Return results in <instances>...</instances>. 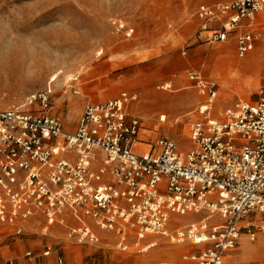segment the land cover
Instances as JSON below:
<instances>
[{
	"label": "built area",
	"instance_id": "built-area-1",
	"mask_svg": "<svg viewBox=\"0 0 264 264\" xmlns=\"http://www.w3.org/2000/svg\"><path fill=\"white\" fill-rule=\"evenodd\" d=\"M263 9L264 0L198 4L197 39L226 42L236 33L243 59L254 35L238 30L252 28ZM110 22L117 34L133 32L121 19ZM187 77L201 98L187 123V148L166 135L148 140L143 121L126 112L135 94L86 105L73 131L50 112L49 90L27 96L23 108H0V264H18L3 248L25 235L42 238L39 254L29 249L23 259L54 256L55 264H64L50 239L57 234L76 246L113 240L137 253L157 246L147 241L152 236L202 246L161 264H228L242 238L263 237L264 86L254 101L239 100L216 118V83L196 70ZM75 81L66 85L73 94ZM156 89L168 91L171 82ZM193 215L201 217L179 224Z\"/></svg>",
	"mask_w": 264,
	"mask_h": 264
},
{
	"label": "rangeland",
	"instance_id": "rangeland-1",
	"mask_svg": "<svg viewBox=\"0 0 264 264\" xmlns=\"http://www.w3.org/2000/svg\"><path fill=\"white\" fill-rule=\"evenodd\" d=\"M173 1L0 0V108H23L27 96L49 90L50 112L73 131L86 105L123 92L135 94L136 100L128 104L126 112L143 121L148 140L166 135L187 148V123L201 102L188 72L200 71L206 80L216 83L212 109L216 118L239 100L254 101L264 86V9L254 17L252 28L238 30H251L254 35L252 50L239 59L236 33L226 42L199 41V25L193 17L199 2L188 0L182 11L174 12L170 10ZM111 19L123 20L133 29L132 34L125 37L115 33ZM9 49L19 52L1 65V56ZM99 51L102 54L97 55ZM18 57L21 60L14 64ZM55 74L57 78L51 82ZM68 75L76 79V94L66 86ZM165 82H171L170 90L156 89ZM200 217L187 216L179 224ZM263 237L256 242L242 238L239 246L227 253L226 262L264 264V248L242 249V245L257 246ZM41 238L39 234L22 236L3 251L15 256L18 264H55L54 256L36 262L23 259L29 249L39 254ZM50 239L64 264L170 263L202 247L172 245L152 236L147 241L156 240L157 246L137 253L132 247L116 249L113 240L91 247L73 245L63 234L51 235Z\"/></svg>",
	"mask_w": 264,
	"mask_h": 264
},
{
	"label": "bare ground",
	"instance_id": "bare-ground-1",
	"mask_svg": "<svg viewBox=\"0 0 264 264\" xmlns=\"http://www.w3.org/2000/svg\"><path fill=\"white\" fill-rule=\"evenodd\" d=\"M228 49L227 48H224V51L226 52ZM19 51L18 50H14V49H9L7 52H5L4 54H2L1 56V65H4L6 64V61L8 59L11 58L12 55L18 53ZM19 59L21 60V58H17L16 61L14 62V64H18V61ZM58 74V73H57ZM57 74H55L54 76L51 77V82H54L57 78ZM65 79H67L66 81H69L72 79V77H70L69 75L65 77ZM245 244V243H244ZM254 248H264V237L259 241L258 245L257 246H252L251 245H242V249H254ZM231 263V261H230Z\"/></svg>",
	"mask_w": 264,
	"mask_h": 264
},
{
	"label": "crops",
	"instance_id": "crops-1",
	"mask_svg": "<svg viewBox=\"0 0 264 264\" xmlns=\"http://www.w3.org/2000/svg\"><path fill=\"white\" fill-rule=\"evenodd\" d=\"M186 1H188V0H174L170 10H172L174 12L182 11L184 5L186 4ZM197 1L199 2V4L204 3V4L210 5V4H214L217 2L220 3L224 0H197ZM174 17H177V16H174Z\"/></svg>",
	"mask_w": 264,
	"mask_h": 264
}]
</instances>
